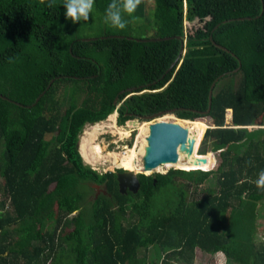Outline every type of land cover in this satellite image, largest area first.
<instances>
[{"label": "trees", "instance_id": "obj_1", "mask_svg": "<svg viewBox=\"0 0 264 264\" xmlns=\"http://www.w3.org/2000/svg\"><path fill=\"white\" fill-rule=\"evenodd\" d=\"M47 3L0 0V264H189L194 249L221 252L223 264H264L253 232L264 202L255 184L264 170V0H153L149 17L142 0L125 29L101 24L89 40L71 31L64 0ZM110 3L95 0L103 20ZM114 110L117 124L167 111L176 124L207 117V153L191 158V144L172 168L185 156L186 127L177 160L155 169L171 168L137 173L138 189L122 193V168L99 173L82 161L81 152H101L98 124L76 147L86 124ZM153 175L161 180L146 183ZM92 184L103 191L90 194Z\"/></svg>", "mask_w": 264, "mask_h": 264}, {"label": "rangeland", "instance_id": "obj_2", "mask_svg": "<svg viewBox=\"0 0 264 264\" xmlns=\"http://www.w3.org/2000/svg\"><path fill=\"white\" fill-rule=\"evenodd\" d=\"M144 2H145V4H144V7H145L144 8V17L145 16L149 17L150 16L149 14H150L151 9L153 7V0H144ZM140 21L142 23H144V22L147 23V20H144L143 17L140 18ZM69 22H70L69 27H70L71 31L73 32V34L80 35V37H84V38H89V37L95 36L96 34L99 33L100 25L102 24L103 26H105V24H106L104 22L102 16L100 15V13H98L94 8L90 14V18L88 21H86V22L81 21V22L73 23L71 20H69ZM142 26L143 27L138 28V29L142 28V29H140V31L138 29L133 31L134 36L143 35V32H142V31H144L143 29H149V27H147L146 25H142ZM61 105H62V107H64L66 105V102H62ZM111 113H113V114L109 113L110 115L109 116L107 115L108 117L106 116L104 119L95 123V125L98 124L97 125L98 126V132H97V134L94 135V137H92V143L98 144L101 152L99 154L97 153L98 152L97 150H95V152H88L86 155V157H87L86 161H85V159L83 160V157L81 155L82 161L85 164H88L90 166V168L95 169L99 173L105 172V171H114L115 170L114 169L115 166L111 162V160H112L111 156L110 155L108 157L104 156L105 158H103L102 154H105L108 152H119V151L124 152L129 147H132L134 143L139 141V139L137 137L143 138V137H146V135L148 136V132H149L148 128L149 127L148 128L144 127L145 128L144 129L143 125H147V124L152 123L153 121H158V120L174 122L176 119H178V120L181 119V118L176 117L171 112H164L162 114H158L152 120H142V119L138 120L136 118H132V119L125 120L122 124H117L116 123L117 112L114 110ZM111 116H112V121L110 120ZM198 119L201 120L198 122L202 123L203 125H200V124L190 125V124H187L185 122H180L183 124H179L182 127L185 126L184 128L190 127L191 128L190 132H192L193 129H195L192 132L191 140L188 143V147H190L192 144L191 158L193 157L194 153H196L197 151L202 152L205 150V153H207V151H206V140L203 143L204 135L201 133L200 130L201 129L204 130V129H208V128L212 127V125H210L209 119L207 117H200ZM225 122H227V124L229 123V121L226 119V117H225ZM258 123H259V121H256L255 126H258L257 125ZM92 126H93L92 124H86L84 126L83 130L81 131V133L78 136V141H77L78 147H79V144L81 143V141L86 139L85 130L90 129ZM124 131L127 133L124 134L123 133ZM196 134L198 135V137H196ZM146 144H147V142H141L138 145V146H140V150L138 151V154L142 153L141 157L136 156V165H139V166L134 167V166H131L128 164V166L136 168V169H132V171H136V172L138 171L139 173L148 175V174H153L155 172L156 173H164L169 168H171V166H169V167H161V168H157V169L154 168L151 171H149V170L140 171V168H141L142 163H143L142 157L146 154V152H145L146 148H147ZM203 147H204V150H203ZM187 150H182L183 152L185 151V155H186ZM78 151H79V149H78ZM143 152H145V153L143 154ZM79 153H80V151H79ZM80 154H82V153H80ZM184 157H183V160H184ZM90 159H92V160H90ZM134 160H135V158L133 159V161ZM182 161H181V163H182ZM181 163H179V165H177L176 167H172V168H179ZM124 165L126 166L127 164L124 163ZM211 166H212V163L208 167L202 168V169H204V170L209 169ZM129 170H131V169H129ZM160 178L161 177L153 175V176H151V178L149 180L146 181V183L155 184V181L158 182L161 180ZM204 185L197 186L193 190V192L198 194V195H199V193L201 194V192L204 188ZM88 192L91 194L94 192V190L93 191L90 190ZM260 206H261V208L259 209L260 213H258V216L260 215V217H259V219H256V222H254L255 231L253 230L256 245H258L259 242L264 241V207H263L264 202L261 205H257V207H260ZM252 237H253V235H252ZM141 252L142 251H140V253L138 255H141ZM159 263H160V261H158V264ZM223 263H224V256L221 252H216L214 254H210V253L202 252L198 249H194L193 256H192L191 262L189 264H223ZM169 264H182V262L171 260Z\"/></svg>", "mask_w": 264, "mask_h": 264}, {"label": "water", "instance_id": "obj_3", "mask_svg": "<svg viewBox=\"0 0 264 264\" xmlns=\"http://www.w3.org/2000/svg\"><path fill=\"white\" fill-rule=\"evenodd\" d=\"M82 39L89 40L92 38H82ZM137 40H145V39H137ZM182 52H183V47L181 45L179 47V51L178 54L176 55V58L166 69V71H168L170 67L174 65V63L179 59ZM211 85L208 91L207 106L206 109L203 111V113H207L210 107ZM125 90L131 93L132 90H134V87L127 88ZM41 94L42 93H39V95L35 98L34 103L38 100ZM115 100L116 99H114V101ZM167 112H171V111H167ZM162 113L164 112L158 114H162ZM155 116L157 115H146V116H141L140 119L152 120ZM186 139H187V130L179 124H176L172 121H164V120L153 121L152 123H150L149 132L147 136L146 154L142 157L143 163L140 168V171L142 170L151 171L163 162L176 161L177 148L178 146L184 145L186 143ZM76 147L77 149H79L78 144H76ZM189 149L190 147H188V151ZM136 174H137L136 171L126 170V169L116 172V181H117L118 190L122 193L125 192L126 190L135 192L138 189V180ZM93 186L96 188L98 187L97 184H93Z\"/></svg>", "mask_w": 264, "mask_h": 264}, {"label": "clouds", "instance_id": "obj_4", "mask_svg": "<svg viewBox=\"0 0 264 264\" xmlns=\"http://www.w3.org/2000/svg\"><path fill=\"white\" fill-rule=\"evenodd\" d=\"M44 2L45 0H41V3ZM94 3L95 0H64L63 6L66 9V19L71 20L73 23L88 21ZM141 3L142 0H111V3L108 5L105 12V23L116 29H125L128 24V20L125 19V16L133 17V14ZM53 4L54 0H48L47 7L51 8L53 7ZM229 120L230 119L228 118V121ZM137 173L139 172L137 171ZM255 184L257 189L264 191V170L259 173Z\"/></svg>", "mask_w": 264, "mask_h": 264}, {"label": "bare ground", "instance_id": "obj_5", "mask_svg": "<svg viewBox=\"0 0 264 264\" xmlns=\"http://www.w3.org/2000/svg\"><path fill=\"white\" fill-rule=\"evenodd\" d=\"M113 114V113H112ZM226 119L228 120V116L226 117ZM174 120V119H173ZM177 120V119H176ZM179 120H181V119H179ZM182 121H188V122H193V121H190V120H182ZM174 123H176V122H174ZM93 126H95V123L94 124H92ZM97 125V124H96ZM149 125L150 124H147V125H143V128L144 127H146V128H148L149 127ZM92 126V127H93ZM91 127V128H92ZM139 128V127H138ZM93 129V128H92ZM92 129H90V130H92ZM145 129V128H144ZM149 129V128H148ZM197 129V128H196ZM90 130L87 132V134L90 132ZM137 130V129H136ZM147 131V130H146ZM124 134H126L127 132H123ZM86 134V135H87ZM123 135V134H122ZM146 137H147V135H146ZM146 137H143V138H139V137H137L138 139H139V141L138 142H136V143H134L133 144V146L132 147H129L127 150H125L124 152H121V151H119V152H109V155L111 156V159L114 161V162H116V163H121V166L120 167H122V168H126L127 170H128V168H127V166H125L124 165V163H126V164H129V165H131V166H134V167H137V166H139V165H136V156H140L141 157V155H142V153H139L138 154V151L140 150V146H138L139 145V143H141V142H147V138ZM147 145V144H146ZM146 147V146H145ZM127 148V147H126ZM82 150V145L81 144H79V151H81ZM146 152V151H145ZM145 152H143V154L145 153ZM82 153V152H81ZM93 154V153H92ZM82 156H83V158L85 159V156L83 155V153H82ZM135 158V160L133 161V159ZM90 160H92V159H90ZM85 161H86V159H85ZM90 164V163H89Z\"/></svg>", "mask_w": 264, "mask_h": 264}, {"label": "crops", "instance_id": "obj_6", "mask_svg": "<svg viewBox=\"0 0 264 264\" xmlns=\"http://www.w3.org/2000/svg\"><path fill=\"white\" fill-rule=\"evenodd\" d=\"M111 120V119H110ZM193 124H200V125H203L202 123H199V122H192ZM194 130V129H193ZM193 132V131H192ZM192 132H190V134H189V139H188V143H189V141L191 140V137H192ZM191 147V146H190ZM188 149V148H187ZM186 149V150H187ZM187 152H188V150L186 151V155H187ZM186 155H185V157H186ZM185 157H184V160H185ZM184 160L182 161V163H181V165H180V167L179 168H181V166H182V164H183V162H184ZM258 213H260V211H257V210H255V218H254V222H256V219H259V217H260V215L258 216ZM253 222V223H254ZM254 231H255V227H254ZM255 238V237H254Z\"/></svg>", "mask_w": 264, "mask_h": 264}, {"label": "flooded vegetation", "instance_id": "obj_7", "mask_svg": "<svg viewBox=\"0 0 264 264\" xmlns=\"http://www.w3.org/2000/svg\"><path fill=\"white\" fill-rule=\"evenodd\" d=\"M110 119H111V121H112V116L110 117ZM114 127V126H113ZM136 141V140H135ZM121 168V167H120ZM115 170L116 169H118L116 166H115V168H114ZM124 169H126V168H123L122 170H124ZM114 170V171H115ZM129 170V169H128ZM116 172H117V170H116ZM92 187L94 188V194L96 195V194H98L100 191H103L102 189H101V187L98 185V187L96 188V187H94L93 186V184H92Z\"/></svg>", "mask_w": 264, "mask_h": 264}, {"label": "built area", "instance_id": "obj_8", "mask_svg": "<svg viewBox=\"0 0 264 264\" xmlns=\"http://www.w3.org/2000/svg\"><path fill=\"white\" fill-rule=\"evenodd\" d=\"M230 114H231L230 109H227V110H226V113H225V117L228 116V118L230 119Z\"/></svg>", "mask_w": 264, "mask_h": 264}]
</instances>
